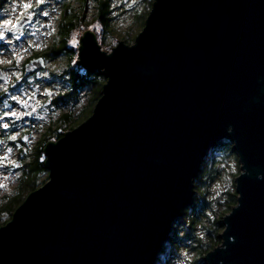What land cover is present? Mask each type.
Segmentation results:
<instances>
[{"label":"water","instance_id":"1","mask_svg":"<svg viewBox=\"0 0 264 264\" xmlns=\"http://www.w3.org/2000/svg\"><path fill=\"white\" fill-rule=\"evenodd\" d=\"M79 63L107 76L102 95L47 143L49 178L0 226V264H155L223 138L242 171L206 264H264V0H154L132 44L106 51L86 29Z\"/></svg>","mask_w":264,"mask_h":264},{"label":"rangeland","instance_id":"2","mask_svg":"<svg viewBox=\"0 0 264 264\" xmlns=\"http://www.w3.org/2000/svg\"><path fill=\"white\" fill-rule=\"evenodd\" d=\"M67 1L74 2L75 0H43L42 3H38V0H13L7 6L6 13L9 14L5 19L6 23L11 21L13 24L16 17L23 12L36 13L37 15L36 21L30 26L28 32L20 38V41H9L8 46L2 45L0 47V67L6 73L4 78H0V95L3 97L0 102V136H4V139L22 137L27 142L25 147L27 149H33L43 137V133L50 128L53 120L59 117L60 112L69 107V105L63 106V102L60 100L62 94H67L68 85L57 76V73L63 72L67 68V59L48 58L45 60L44 67L39 68L36 72L32 71L33 66L29 70H24L26 69V61L36 53L42 55L41 53L47 50L57 37L63 7ZM25 4H29L31 7L25 9ZM110 4L114 35L107 32L108 40H106L107 43L113 42L111 47H106L104 44L101 23L94 21L89 24V27L80 26L73 32L68 44L69 47L76 48L78 54L76 61L70 60L71 62H79V46L86 29H91L97 33L102 48L106 51L111 50L113 45L119 40H125L126 37L130 40L127 42L132 44L144 27L152 8L151 0H110ZM93 7L94 3L90 0L87 9L89 18L93 13ZM45 13L47 14L45 15ZM0 32L5 33L1 29ZM72 54L74 57V53ZM17 77L20 78L17 79ZM24 101H27V104ZM84 101L85 97L82 95L81 106ZM15 112L19 116L16 114L14 117L12 113ZM11 125H13V130L8 136L7 129ZM55 139L52 137V140ZM229 141L230 149L234 148V142ZM224 149L211 150L207 158L206 164L209 165L206 171L207 179L202 185L205 190L207 212L198 225V232L202 236H205L207 226L213 217L221 214L223 207L230 199L231 192H235L232 190H236V178L242 171V163L235 153L237 151ZM19 158L18 149L15 145L8 143L0 145V196L9 192L16 184L17 174L20 173ZM48 178L49 174L46 175V179ZM230 211L231 208L227 209L224 216ZM9 217L11 218L10 215H4L5 219ZM224 227L225 225L220 227V233ZM189 247V245L183 247L184 249L181 251L176 264H195L194 252ZM165 259L164 256L161 263H164Z\"/></svg>","mask_w":264,"mask_h":264},{"label":"trees","instance_id":"3","mask_svg":"<svg viewBox=\"0 0 264 264\" xmlns=\"http://www.w3.org/2000/svg\"><path fill=\"white\" fill-rule=\"evenodd\" d=\"M92 2L94 3V7L91 18H89L87 12L90 0L65 2L59 23L58 35L50 47L41 53L46 59L59 57L60 59L68 60V62L65 60L67 65L65 71L57 73V76L68 85L67 94H62L60 100L63 102V106L69 105V107L65 111L60 112L59 117L53 120L50 128L43 133V137L36 143L33 149L25 148L27 142L22 137H7L8 144L15 145L18 149L20 173H18L19 175L17 174V182L10 191L0 196V226L12 218L15 209L31 191L48 180L46 179V175L49 174V170L46 166L45 153L47 143L52 140V137L59 139L65 134L66 130L73 129L76 125L86 120L92 114L98 99L102 95L103 85L107 81V76L101 69L85 67L78 61L75 63L71 62L70 60L76 61L78 54L76 48L73 49L68 46L75 29L80 26L89 27V24L94 21H98L103 26L105 46L111 47L113 44L112 41L107 43V32L114 35L110 0H92ZM153 2L154 0H151V7ZM125 41L130 40L126 37ZM72 53H74V57ZM38 54L36 53L35 55ZM82 95H84L85 101L81 106L80 99ZM2 98V95H0V102ZM12 126L7 129L8 136L12 133ZM229 140V138L220 140L204 157L200 172L195 177L194 199L183 215L174 221L169 240L164 244L155 264H176L181 251L184 249L183 247H186V245H189V249H192L194 252L193 260L195 264H206L205 256L207 252L221 244L220 227L224 226L223 218L225 211L229 208L232 209L235 203H237V190H232L235 192H231L230 199L225 207H223L221 214L213 217V220L207 226L205 236L199 234L198 225L205 216V212H207L205 190L202 186L207 179L206 171L209 167L206 164L207 158L211 150L214 149L225 148L224 150L235 151L233 148L230 149ZM235 153L238 157V153ZM4 215H10L11 218L5 219ZM164 256L166 259L164 263H161Z\"/></svg>","mask_w":264,"mask_h":264},{"label":"flooded vegetation","instance_id":"4","mask_svg":"<svg viewBox=\"0 0 264 264\" xmlns=\"http://www.w3.org/2000/svg\"><path fill=\"white\" fill-rule=\"evenodd\" d=\"M13 0H0V29L5 31L4 33V39L0 40V47H2V45L8 46L9 41L12 42H18L20 41V38L22 36H24L30 26L36 21L37 19V15L36 13H29V12H23L22 14H20L18 17H16L15 21L13 22V24H8L7 27H5V25L7 24L5 22L6 17L8 16L9 13H6L7 10V6L12 2ZM31 16L33 19L30 22H27L26 24L20 26L19 23L21 22V20L23 18L29 17ZM12 25H16L15 28L12 27ZM16 36H19V39H16ZM38 57H44L43 55H35L32 56L31 58H29L26 63H25V67L26 69H31L33 66L32 71L38 70L39 68L35 67L33 65V60L38 58ZM46 60V58H45ZM46 62V61H45ZM1 137V136H0ZM7 139H4V136H2L0 138V145L2 144H6Z\"/></svg>","mask_w":264,"mask_h":264},{"label":"snow or ice","instance_id":"5","mask_svg":"<svg viewBox=\"0 0 264 264\" xmlns=\"http://www.w3.org/2000/svg\"><path fill=\"white\" fill-rule=\"evenodd\" d=\"M43 0H38V3H42ZM25 9H28L31 7V5L29 4H25L24 5ZM47 13H45L46 15ZM30 18V17H29ZM8 24H11V21H8L7 24L5 25V27H7ZM13 28L16 27V25H12ZM4 39V33L3 32H0V40H3ZM16 39H19V36H16ZM20 77H17V79H19ZM15 99V97H13ZM25 104H27V101H24ZM13 115H16V113H12ZM4 127H7V125H4ZM9 151H11V149H9ZM18 166V165H17Z\"/></svg>","mask_w":264,"mask_h":264},{"label":"bare ground","instance_id":"6","mask_svg":"<svg viewBox=\"0 0 264 264\" xmlns=\"http://www.w3.org/2000/svg\"><path fill=\"white\" fill-rule=\"evenodd\" d=\"M100 42V41H99ZM18 112H19V110H18ZM23 112V111H22ZM16 113V112H15ZM17 114V113H16ZM22 114V113H21ZM18 115V114H17ZM19 116V115H18ZM25 116V115H24ZM14 117H15V115H14ZM1 138V137H0Z\"/></svg>","mask_w":264,"mask_h":264}]
</instances>
